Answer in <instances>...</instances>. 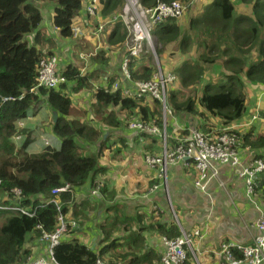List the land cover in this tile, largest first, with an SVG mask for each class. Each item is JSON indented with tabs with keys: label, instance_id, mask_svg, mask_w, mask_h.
Returning a JSON list of instances; mask_svg holds the SVG:
<instances>
[{
	"label": "trees",
	"instance_id": "obj_1",
	"mask_svg": "<svg viewBox=\"0 0 264 264\" xmlns=\"http://www.w3.org/2000/svg\"><path fill=\"white\" fill-rule=\"evenodd\" d=\"M139 1L144 7L156 4V0ZM161 1L168 4L179 1L187 9L192 7L191 0ZM243 1L250 7L248 15L236 14L231 0H212L204 15L190 18L187 23L182 18L187 12H183L156 24L153 33L161 44L157 50L160 56L174 45L180 55L177 57L184 58L165 65L167 70L178 67L176 87L168 88L167 104L172 111L188 118L187 125L207 133L216 134L218 130L232 127L239 136L240 148L262 151L264 133L256 130L254 124L253 127H240L239 124L249 117L247 85L260 94L264 83V0ZM46 2L56 3L51 24L62 39L74 40L71 28L76 18L85 16L91 20L93 25L90 22L88 25L93 30L100 22L107 23L103 33L108 32L107 40L112 46L122 44L126 36L124 26L117 18L123 0H100L101 8L92 17L86 10L90 0H0V264H26L43 255L48 245L41 240L42 233L55 230L59 214L66 216L68 200L75 201V189L92 181L99 169L97 155H85L83 150L89 151L93 144L98 148L102 134L91 123L94 117L87 122L75 118L78 112L69 97L70 83L74 93L85 87L92 91L94 102L87 115L94 112L95 118L109 128H119L120 115L124 121L139 119L162 127L158 100L134 99L124 96L119 88L113 89L115 82L124 88L152 78L154 66L145 56L129 63L130 77L125 80V85L113 75L104 79V85L93 87L91 80L98 77L95 69L81 74L76 64H68L61 70L65 82L58 88L37 86L40 60L59 55L56 49L45 48L47 39L42 38L45 33L41 28L44 17L40 5ZM84 22L82 20L80 24L85 27L87 22ZM33 33H37V38L31 44L26 37ZM198 35L200 42L194 44V48L189 44ZM217 49L220 54H216ZM105 53L103 50L97 55L98 63L106 60ZM122 53L124 57L125 53ZM167 54L172 57L173 53ZM219 59L222 72L219 68L214 69L213 73L217 75L213 77L219 80L218 84L212 85V75L203 78V67L213 66ZM184 89L188 90L183 93ZM41 109L50 110L45 115V130L40 126ZM54 111L57 112L55 121ZM187 128L182 136L187 134ZM82 141L88 146H82ZM176 144V141L167 142V146ZM256 157L264 159L263 152H257ZM255 181V197L251 202L259 206L258 197L264 199V171ZM65 186L72 187V192H60L58 199L62 206L59 209L57 204L50 202L54 197L51 192ZM171 229L157 224L155 230L167 237L179 234H170ZM103 232L105 241L96 250L78 239L64 237L53 248V259L58 264H92L97 258L110 263L145 264L135 254L130 259L127 252L113 253L114 246L106 239L110 231ZM232 255L241 258L234 250ZM191 263L196 264L192 254L187 252L183 264ZM146 264H160V257ZM217 264H228V261L219 256Z\"/></svg>",
	"mask_w": 264,
	"mask_h": 264
},
{
	"label": "crops",
	"instance_id": "obj_2",
	"mask_svg": "<svg viewBox=\"0 0 264 264\" xmlns=\"http://www.w3.org/2000/svg\"><path fill=\"white\" fill-rule=\"evenodd\" d=\"M211 2L212 0L198 2L197 11L190 14L191 17L189 16L187 23L190 18H196L200 14L204 15L206 12L204 9ZM233 2L236 14L248 15L250 13V7L246 6L243 0ZM191 3L194 4L193 0ZM87 17H78L75 21L80 24L82 20H85L84 23L87 22L85 27L80 25L85 31L93 30L88 25L91 20ZM45 19L49 20L48 28L54 35L51 45L47 42L45 48L58 51L59 69L62 70L68 64H76L81 74H87L91 70L94 72L95 69L98 77L91 80L93 87L104 85V79L113 75H117L115 80H120L121 84L125 85L126 81L120 70L122 52H124L123 44L112 46L107 40L108 32L103 33V31L97 36L92 33L93 31H89L85 36L74 40L62 39L57 36L58 31L51 24V15L44 16L41 28L45 26ZM90 24L93 25L91 22ZM36 38L37 33L26 37L31 44ZM192 46L195 48L194 44ZM171 47L174 49L172 57L175 56L176 59L174 57L171 59L166 52L164 56L166 63L171 64L173 60L177 62L184 60L182 57H177L178 47L174 45ZM171 47H169L170 51ZM103 50H106V60L98 63L96 57ZM71 87L70 83L69 97L79 117L77 119L75 115V118L82 122L91 120L87 112L94 102L92 91L86 90L85 87L74 93ZM247 88L253 98V103L248 110L249 114H253L257 106L263 110L255 113L260 116L259 119L263 118L264 98L250 85ZM75 95L82 97L76 100ZM257 95H259L258 100L261 99L263 104L256 103ZM85 102L91 103L89 109L84 108L83 105L78 107V104ZM48 112L50 113L49 109L40 110V121L46 120L45 115ZM118 118L121 123L116 129L102 124L98 118L94 117V122L92 121L102 137L98 148H93L95 146L93 144L88 149L98 153L100 169L93 176L92 181L75 189V201L67 204L66 216L75 220L78 226L72 235L66 236L68 239L73 237L90 249L96 250L99 244L105 241L103 231H110L106 239L114 246L113 253L127 252L130 259H133V254H135L145 264L155 262L164 251L161 241L163 235L155 230L157 224L172 228L169 231L170 234L180 233L179 228L187 231L193 228L200 230L203 238L196 241L199 254L196 257L192 255L196 264H217L216 252L222 243L249 245L252 242L253 236L258 231L254 227H249V224H253L258 218V208L264 210V199L258 193L259 206L249 200L246 195V184L244 179L238 176L237 170L228 164H217L219 178L223 185L217 180H211L206 186V191L202 192L193 184L194 171L192 169H186L181 164L169 165L166 190L158 189L147 194L156 180L155 171L144 162V156L160 154L163 143L156 136L146 135L140 141L135 131L122 125L124 121L122 116ZM257 123H261L260 126ZM187 124H189L188 118L174 111L172 116H166L162 129L165 130L167 141L169 143L177 141L182 136L184 128L189 126ZM252 124L255 125L256 130L264 133V120L251 122L249 127H253ZM260 152L264 154V150H258V153ZM92 189H95L97 193L91 194ZM113 193V197H110ZM89 201H92V204H88ZM154 206H157L159 210H155Z\"/></svg>",
	"mask_w": 264,
	"mask_h": 264
},
{
	"label": "built area",
	"instance_id": "obj_3",
	"mask_svg": "<svg viewBox=\"0 0 264 264\" xmlns=\"http://www.w3.org/2000/svg\"><path fill=\"white\" fill-rule=\"evenodd\" d=\"M100 7V0H90L86 10L89 16L92 17L96 12H99L98 9ZM184 10V5L179 1H172L168 4L161 0H156L155 6L144 7L139 0H126L121 10V21L123 25L127 26L130 24L128 28L130 36L123 44L125 56L120 64L121 74L125 80L128 81L130 77L129 63L144 56L145 52L153 51L156 44V37L153 33L154 26L168 18L180 16ZM106 24V22H100L97 29L85 31L79 23H75L71 28L72 36L79 38L85 36L89 31H93L92 33L97 36L103 31ZM175 78L176 75L173 71H167L165 74L158 71L153 73L150 80L133 82L124 88L120 86L119 82H115L113 89L119 88L124 96L134 99L150 98L158 100L161 103L162 119L165 122L166 116L173 115L172 109L167 104L166 90L174 82ZM36 81L37 86L46 88H58L59 85L65 82L59 70L57 56L52 55L40 60ZM261 95L264 96V83ZM7 99L10 98H4V100ZM258 117L257 114L253 115L252 120ZM127 126L135 131L136 137L140 141H142L144 135L157 136L163 140V151L160 154L144 156V162L154 169L156 180L149 188L147 194L158 189L166 190L169 165L181 164L186 169H192L194 171V186L205 192L206 186L211 180H217L223 185L216 165L228 164L234 170H237L240 178L244 179L246 195L249 200L253 201L256 189L255 178L264 171V159L256 157L258 152L256 149L249 147L240 148L239 136L232 130V127H226L218 130L216 134H211L190 125L187 128V134L180 136L175 146H167L165 130L156 124L132 119ZM45 142L48 143L46 139ZM66 190H70L68 186L57 188L51 192L54 197L51 198L50 202L57 204L59 209L60 204L58 203L57 195ZM154 209L159 210L157 206H154ZM258 211L259 216L256 221L253 224H249V227H254L258 231L253 236L252 242L249 245L222 243L216 252L218 257L224 256L228 264H264V211L259 208ZM76 228L77 223L75 220L66 218L62 213L59 214L55 230L51 233H42L41 240L48 245L45 252L43 255L31 259L27 264H58L52 257V250ZM179 230L180 233L175 237L162 236L161 241L164 251L160 257V264H183L187 259V252H190L194 257L199 254L196 249V241L203 238L200 230L197 228L189 231L182 228H179ZM232 250L239 252L241 258L236 259L232 255ZM92 264L119 263H110L97 258Z\"/></svg>",
	"mask_w": 264,
	"mask_h": 264
},
{
	"label": "rangeland",
	"instance_id": "obj_4",
	"mask_svg": "<svg viewBox=\"0 0 264 264\" xmlns=\"http://www.w3.org/2000/svg\"><path fill=\"white\" fill-rule=\"evenodd\" d=\"M202 1H204V0H193V2H194V4L192 5V3H191V5H192V7L190 8V9H187L185 6V10H184V12H187V14L186 15H183L182 16V18H184V21L186 22V21H188V18H189V16H190V14L192 13V12H196L197 11V9H196V6H197V4H198V2H202ZM125 3H126V0H123V6L125 5ZM56 4V3H55ZM55 4H51V3H42L41 5H40V7H41V14H42V16L44 17V16H48V15H51L52 16V14H53V10H54V7L56 6ZM207 8V7H206ZM206 8L204 9V10H206ZM122 11H121V13H120V15L119 16H117V18L121 21L122 20ZM99 19H100V17H99ZM48 22H49V20H44V23H45V26L43 27V30H44V35L42 36L44 39H47V42H52L53 40H54V35L51 33V31L49 30V28H48ZM107 26V25H106ZM124 26V28H125V30H126V36H125V38H124V40H123V42H122V44H124V42H125V40H127L128 38H129V36H130V32H129V30H128V28L130 27V24H128L127 26L126 25H123ZM195 30H196V28H195ZM195 33V32H194ZM198 37H199V35L196 37V39L194 40H191L190 41V46L192 45V44H196V43H199L200 41H198ZM160 47H161V44H160V42L158 41V40H156V44H155V47L153 48V51H147V52H145L144 53V56L145 57H148V59H149V61H150V64H152L154 67H153V71H154V73H156V72H158V71H161L163 74H165L166 72H167V70H166V67H165V65L166 64H168V63H166V58L164 57L165 55H162V56H160L158 53H157V50H159L160 49ZM174 49H173V47H171V51H173ZM166 51V50H165ZM170 50H169V48H167V52H169ZM209 52V51H208ZM194 53H195V50H194ZM211 52H209V54H210ZM221 52H220V50H218L217 49V51H216V54H220ZM195 55V54H194ZM175 59H176V57L175 56H173ZM173 57H171V59L173 58ZM255 58L253 57V60H254ZM169 60V59H168ZM174 62V61H173ZM173 62H172V64H173ZM219 63H220V59H219V62H217L216 64H214V65H217V67H214V68H212L213 66H206V67H203L204 68V71H203V78H205L206 76H209V75H212V77L213 76H216L217 74L216 73H213L214 72V69H216V68H219V72H222L221 71V67H220V65H219ZM162 67H164V68H162ZM175 75H176V78H175V80H174V82L176 81V80H179V78H178V76H177V73H175ZM215 77H213V79H212V85H216V84H218V80L219 79H217V77H216V79H214ZM172 83V84H170L168 87H167V89L168 88H172V87H176V85H175V83ZM247 86H249V85H247ZM179 88V87H178ZM196 88V87H195ZM188 89H184L183 90V93H185L186 91H187ZM169 91H170V89H169ZM168 90H166V93H167V96H168V92H169ZM257 92V91H256ZM246 94H248V96H246V103H247V105L248 106H250V105H252V103H253V98L250 96V93H249V89L247 88V91H246ZM256 94V93H255ZM81 95H75L74 96V98L76 99V100H80L81 99ZM258 97H259V95H257V98H256V103L257 102H260L261 104H263V101L260 99V100H258ZM79 103V102H78ZM77 103V104H78ZM76 104V105H77ZM84 106V108H87V109H89V107H90V105H91V103L89 104V103H87V102H85L84 104L83 103H81V104H78V107H80V106ZM162 111V110H161ZM163 113V112H162ZM248 114V113H247ZM247 114H246V116H247ZM40 117H41V114L39 115ZM93 117H96L95 116V113L94 112H91V115H89L88 116V118H93ZM160 117H161V120L163 121V119H162V115H160ZM76 118L78 119L79 117L76 115ZM81 120V119H80ZM123 120V119H122ZM132 119L131 118H129L128 120H126V121H122V125H128V123L131 121ZM212 120L214 121V123H216V121H215V119H213L212 118ZM37 121H39V120H37ZM121 122V121H120ZM258 122V121H257ZM92 123V122H91ZM258 125L259 124H261V123H257ZM40 126H41V128L42 129H46V124H45V121H41L40 122ZM255 126V125H254ZM260 126V125H259ZM264 130V129H263ZM20 137V136H19ZM19 137H17L16 136V138H19ZM45 138L46 137H44V141H45ZM14 140H15V138H14ZM161 140V142L163 143V140L162 139H160ZM45 143V142H44ZM81 144H82V146H85V147H87L88 145L86 144V143H84L83 141L81 142ZM89 147H92V146H89ZM93 148H95V146H93ZM162 150H163V146H162ZM83 153L85 154V155H92V156H95V155H97V152H93V151H87V150H83ZM82 153V154H83ZM150 156H154V155H150ZM99 159V158H98ZM101 160V159H100ZM98 163H99V161H98ZM98 167H99V169H100V166H99V164H98ZM98 169V170H99ZM97 174V172L95 173V175ZM113 195H114V193L113 194H111L110 195V197H113ZM88 204H92V201H89L88 202ZM36 258V257H35ZM30 260H28V262H29ZM27 262V263H28ZM26 263V264H27Z\"/></svg>",
	"mask_w": 264,
	"mask_h": 264
},
{
	"label": "clouds",
	"instance_id": "obj_5",
	"mask_svg": "<svg viewBox=\"0 0 264 264\" xmlns=\"http://www.w3.org/2000/svg\"><path fill=\"white\" fill-rule=\"evenodd\" d=\"M233 1H234V0H231V2L233 3V7H234V2H233ZM164 21H165V20H164ZM121 22H122V21H121ZM122 24H123V23H122ZM154 35H155V34H154ZM155 37H156V36H155ZM155 39L157 40V38H155ZM173 61H175V60H173ZM177 69H178V67L173 68V66H172V69H171V70H167V69H166V70H167V71H173L174 73H178V72H177ZM59 70L61 71V69H59ZM123 79H124V77H123ZM124 80H125V79H124ZM171 84H172V83H171ZM261 92H262V91H261ZM260 95H261V93H260ZM261 96H262V95H261ZM262 97L264 98V96H262ZM161 110H162V108H161ZM258 110H263V109H261V108L255 106V108H254V113H253V114L250 113V114H249V118H248L246 121H244V122H242L241 124H239V126H240V127H243V126H249V125H251V122L258 121V120H264V117L259 119L260 116H259L258 114H257V115H258L259 117L256 118V119H253V120H252V116H253V115H256L255 112L258 111ZM161 113H162V111H161ZM160 120H161V117H160ZM161 122H162V127H163L164 124H165V122H163L162 120H161ZM189 126H190V125H189ZM127 127H128V126H127ZM162 127H160V128H162ZM185 128H186V127H185ZM156 137H157V136H156ZM159 139H160V138H159ZM166 141H167V138H166ZM167 142H168V141H167ZM166 144H167V143H166ZM162 151H163V150H162ZM69 191L72 192V187L70 188ZM90 193L94 195V194L97 193V191H96L95 189H92V190L90 191ZM59 194H60V193H59ZM59 194H58V195H59ZM58 195H57V200H58V203L60 204V207H61L62 205H61V203L59 202ZM254 197H255V194H254V196H253V199H254ZM71 201H72L71 199L68 200V202H71ZM65 217L67 218V216H65ZM68 219H70V218H68ZM72 220H73V219H72ZM76 223H77V222H76ZM77 227H78V226H77ZM76 229H77V228H76ZM76 229H75V230H76ZM75 230H74V231H75ZM74 231H73V232H74ZM73 232H72V233H73ZM70 234H71V233H70ZM70 234H69V235H70Z\"/></svg>",
	"mask_w": 264,
	"mask_h": 264
},
{
	"label": "water",
	"instance_id": "obj_6",
	"mask_svg": "<svg viewBox=\"0 0 264 264\" xmlns=\"http://www.w3.org/2000/svg\"><path fill=\"white\" fill-rule=\"evenodd\" d=\"M56 117H57V112H56V111H54V112H53V121H55V120H56Z\"/></svg>",
	"mask_w": 264,
	"mask_h": 264
}]
</instances>
